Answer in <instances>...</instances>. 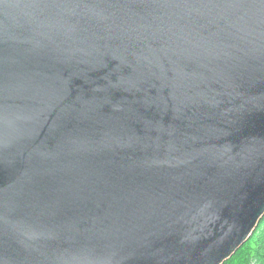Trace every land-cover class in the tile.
<instances>
[{
  "label": "water",
  "instance_id": "water-1",
  "mask_svg": "<svg viewBox=\"0 0 264 264\" xmlns=\"http://www.w3.org/2000/svg\"><path fill=\"white\" fill-rule=\"evenodd\" d=\"M264 216V4L0 0V264H224Z\"/></svg>",
  "mask_w": 264,
  "mask_h": 264
},
{
  "label": "trees",
  "instance_id": "trees-1",
  "mask_svg": "<svg viewBox=\"0 0 264 264\" xmlns=\"http://www.w3.org/2000/svg\"><path fill=\"white\" fill-rule=\"evenodd\" d=\"M224 264H264V216L246 243Z\"/></svg>",
  "mask_w": 264,
  "mask_h": 264
},
{
  "label": "snow or ice",
  "instance_id": "snow-or-ice-1",
  "mask_svg": "<svg viewBox=\"0 0 264 264\" xmlns=\"http://www.w3.org/2000/svg\"><path fill=\"white\" fill-rule=\"evenodd\" d=\"M260 3L264 4V0H259Z\"/></svg>",
  "mask_w": 264,
  "mask_h": 264
},
{
  "label": "bare ground",
  "instance_id": "bare-ground-1",
  "mask_svg": "<svg viewBox=\"0 0 264 264\" xmlns=\"http://www.w3.org/2000/svg\"><path fill=\"white\" fill-rule=\"evenodd\" d=\"M234 256V255H233Z\"/></svg>",
  "mask_w": 264,
  "mask_h": 264
}]
</instances>
